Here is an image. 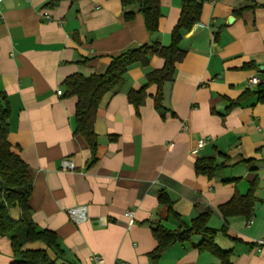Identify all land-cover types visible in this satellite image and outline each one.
I'll list each match as a JSON object with an SVG mask.
<instances>
[{"label":"crops","instance_id":"crops-1","mask_svg":"<svg viewBox=\"0 0 264 264\" xmlns=\"http://www.w3.org/2000/svg\"><path fill=\"white\" fill-rule=\"evenodd\" d=\"M197 1L203 28L181 32L185 54L163 87L164 118L154 108L155 85L146 89L138 113L127 101L129 91L144 85L146 73L163 67L162 59L150 56L147 66H130L121 85L100 100L93 125L97 161L90 167L85 142L72 135L76 98H62L57 90L73 74H103L112 57L128 49L170 45L182 0H159L155 34L147 32L135 6L126 21L119 0L0 3V90L10 109L8 142L32 180L33 222L58 237L64 252L58 262L95 264L98 257L100 264H152L148 255L157 243L149 222L183 230L209 210V228L226 226L214 241L232 251L231 264H264V244L258 245L264 241V104L254 94L264 87V0ZM242 5L250 8L234 13ZM252 76L259 86L249 84ZM199 139L206 144L192 154ZM203 157L223 165L212 178L195 173V161ZM63 161L74 169L64 168ZM253 182L252 216L225 221L219 206L244 195ZM161 191L179 221L159 206ZM81 205L88 219L75 225L66 211ZM126 211L134 213L131 226ZM9 214L13 220L20 215L18 208ZM200 240L192 235L154 264H216L212 254L193 247ZM24 248L44 249L56 259L41 242ZM11 260V242L0 236V264Z\"/></svg>","mask_w":264,"mask_h":264},{"label":"trees","instance_id":"trees-1","mask_svg":"<svg viewBox=\"0 0 264 264\" xmlns=\"http://www.w3.org/2000/svg\"><path fill=\"white\" fill-rule=\"evenodd\" d=\"M124 10V19L130 21L134 13L128 11L135 6L137 13L144 19V25L148 33L155 34L158 29L159 20L162 16L159 0H119ZM51 1L45 6H51ZM250 8L247 5L234 10V13H241ZM202 2L197 0H182L181 11L176 25L171 31L170 45L162 46L157 42L144 44L139 47L128 49L123 53L112 57L108 67L103 74H92L83 76L80 73L65 78L61 84L62 98H76L72 135L82 138L89 152L90 159L87 167L97 161V136L94 133L93 125L100 100L108 91L121 85L123 76L127 69L140 64L148 65V57L156 56L163 60L164 64L160 70H151L145 75V83L138 90H131L127 93V101L131 104L136 113L143 105L146 98V89L150 85L156 86V94L153 98L154 108L164 118L165 108L163 107V87L173 79L175 66L184 58V52L179 48L181 32L190 31L200 19ZM254 66V64H251ZM259 86V83H258ZM259 103L264 104V87L261 85L254 93ZM246 95V94H245ZM240 97L236 101L229 102L232 108L240 103ZM172 116H175L171 112ZM10 109L4 92L0 90V236L7 237L11 242L12 260L10 264H74L70 262H58L63 257V250L56 234L46 229H40L32 220V211L28 201L32 193V180L26 164L22 161L16 149H13L8 142V120ZM113 139V138H111ZM223 165H217L213 158H199L195 161L194 169L197 175L212 178ZM256 182L251 183L250 188L244 195H234L227 203L219 206L218 211L226 221L229 217L242 216L247 220L252 216L255 197ZM158 204L164 210L166 216L179 221L177 214L172 210V201L169 196L161 191L157 197ZM18 208L19 218L13 220L9 211ZM211 211L196 216L189 227L176 230H168L159 222H149L152 236L157 245L148 255L152 264L170 247L175 244H182L190 240L192 235H198L201 240L193 247L198 251H207L216 259V264H231L232 251L222 250L215 244V236L220 231L225 232V224L220 230L211 229L207 226ZM41 242L48 249L53 251L56 259L52 260L44 249H25L28 243Z\"/></svg>","mask_w":264,"mask_h":264},{"label":"built area","instance_id":"built-area-1","mask_svg":"<svg viewBox=\"0 0 264 264\" xmlns=\"http://www.w3.org/2000/svg\"><path fill=\"white\" fill-rule=\"evenodd\" d=\"M2 2V0H0V3ZM198 28H203V26L201 24L195 23L193 25V27L191 28V30L195 31ZM250 85H258L259 80L257 77L252 76L249 80H248ZM58 95L62 94V91L59 89L56 92ZM182 130H186V126H182ZM206 144V140L205 139H199L196 142L195 147L193 148V150L191 151L192 154H197L200 150H202L204 148ZM63 167L67 168L69 170H73L74 167L73 165L68 162V161H63ZM262 172H264V168H262ZM70 221L75 224V225H80L84 222L87 221L88 216H87V208L85 206H76L73 208H70L66 211ZM124 216L127 218L128 220V226H131L133 223V216L134 213L132 211H126L124 213ZM248 223H251V221H249ZM264 244V241H260L258 245H262ZM95 264H100L101 260L98 257H94L93 258Z\"/></svg>","mask_w":264,"mask_h":264},{"label":"water","instance_id":"water-1","mask_svg":"<svg viewBox=\"0 0 264 264\" xmlns=\"http://www.w3.org/2000/svg\"><path fill=\"white\" fill-rule=\"evenodd\" d=\"M262 70V68H260Z\"/></svg>","mask_w":264,"mask_h":264}]
</instances>
